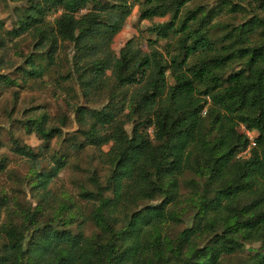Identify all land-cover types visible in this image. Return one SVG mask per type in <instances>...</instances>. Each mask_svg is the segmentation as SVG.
<instances>
[{"label":"trees","instance_id":"1","mask_svg":"<svg viewBox=\"0 0 264 264\" xmlns=\"http://www.w3.org/2000/svg\"><path fill=\"white\" fill-rule=\"evenodd\" d=\"M115 1L25 0L4 31L33 51L0 87L45 85L65 62L58 80L78 102L73 120L42 107L14 120L41 141L35 151L8 135L32 164L22 183L36 202L0 192V264H264V0ZM133 4L141 21L168 16L148 29L165 55L134 39L111 50ZM87 149L106 174L88 167L78 204L60 201L51 182ZM6 165L0 156V173Z\"/></svg>","mask_w":264,"mask_h":264},{"label":"rangeland","instance_id":"2","mask_svg":"<svg viewBox=\"0 0 264 264\" xmlns=\"http://www.w3.org/2000/svg\"><path fill=\"white\" fill-rule=\"evenodd\" d=\"M216 0H196L197 4L212 5ZM112 2H116L112 0ZM110 2V3H112ZM131 0H128V3ZM25 0H0V75L8 76L11 79H18L16 69L25 65V58L33 51V43L27 37L10 39L4 31H10L15 26L16 9L23 6ZM244 4V3H243ZM193 5H189L192 7ZM83 13V11H82ZM49 15L48 20L52 21L58 15ZM168 21V16L164 18H153L152 20H139V5L133 4L130 15L125 19L121 31L114 37L111 44V50L118 55L119 51L124 47L126 42L134 39L138 47L143 53L150 51V43L155 41V48L165 55L166 40L159 39L148 32L152 25L161 24ZM65 57L70 60L71 48L67 47ZM67 63H58L55 67L45 74L43 83L29 84L25 88H18L13 86L0 87V156L7 159L6 170L0 173V192H4L8 197L17 198L22 203L32 202L35 204L36 200L32 199L31 194L22 183L23 178L28 174L29 168L32 164L26 159L16 156L10 151L8 135L11 133L18 137L21 142L29 145L31 148L38 150L41 141L34 134H26L25 130L20 126L19 122L14 120H22L25 112L34 107H42L41 111L47 112L52 117L64 114L71 120L74 119L72 107L78 100L71 98L67 92V87L70 84H60V75L67 69ZM108 74V73H107ZM138 78V76H136ZM56 79V80H55ZM57 81L59 83H57ZM169 83H172L168 78ZM60 84V85H59ZM67 86V87H66ZM95 101L91 103L92 107L97 108L103 102V95H100ZM102 102V103H100ZM82 103L79 102V104ZM39 110V111H40ZM13 120V121H12ZM130 131V125L126 127ZM76 129L75 123L69 124L68 127L62 128L64 133L72 132ZM239 133L246 134L249 139H253L255 133L247 131L244 126H240ZM149 132H151L149 130ZM59 140H52L50 144L49 153H53L58 148ZM109 146L103 147V151H107ZM92 149H87L78 157L69 159V165L62 170L57 178H55L49 189L57 195L61 200L70 198L74 204H78L79 183L86 182L88 167L96 168L99 175L103 178L106 174V168L103 167L95 158H92ZM250 153L248 150L238 155L241 158H248ZM42 160V159H41ZM42 166L49 167L52 162L48 157L42 161ZM87 187L90 186L87 184ZM19 192H16V191ZM68 200V199H67ZM81 204V203H80ZM183 226L170 229V235L174 236L179 233ZM91 227L85 228V233L89 234ZM252 248L256 245L250 246Z\"/></svg>","mask_w":264,"mask_h":264}]
</instances>
